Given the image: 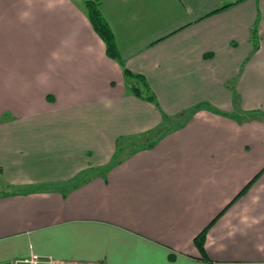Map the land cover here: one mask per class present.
I'll return each mask as SVG.
<instances>
[{
	"label": "crops",
	"instance_id": "0c3cea01",
	"mask_svg": "<svg viewBox=\"0 0 264 264\" xmlns=\"http://www.w3.org/2000/svg\"><path fill=\"white\" fill-rule=\"evenodd\" d=\"M0 176V264H264V0H0Z\"/></svg>",
	"mask_w": 264,
	"mask_h": 264
},
{
	"label": "trees",
	"instance_id": "16d2710c",
	"mask_svg": "<svg viewBox=\"0 0 264 264\" xmlns=\"http://www.w3.org/2000/svg\"><path fill=\"white\" fill-rule=\"evenodd\" d=\"M235 3H231L226 6H223L221 9H218L216 12L228 8L234 5ZM84 9L93 30L101 38V40L105 45L106 55L121 66L124 82L126 84L128 91L138 99L156 104L155 96L152 93L145 78L141 75L130 72L124 67V63L119 55V52L115 44L114 36L109 26L107 25L106 21L103 19L102 15L100 14L97 3L87 1L84 3ZM251 39L253 43V48L257 49L256 30L251 33ZM184 117L185 115L184 113H182L180 115H177L174 119L176 120V122H180L184 119ZM246 189L247 188L243 189L241 194H244ZM207 229L208 227L205 228L201 233H199L198 236L194 239V244L200 253L203 252L205 232ZM202 258L204 259L205 257Z\"/></svg>",
	"mask_w": 264,
	"mask_h": 264
},
{
	"label": "built area",
	"instance_id": "2783aa9c",
	"mask_svg": "<svg viewBox=\"0 0 264 264\" xmlns=\"http://www.w3.org/2000/svg\"><path fill=\"white\" fill-rule=\"evenodd\" d=\"M17 263L23 264H66L63 261L54 259L49 256H40L38 254L30 253L25 259L22 261H17Z\"/></svg>",
	"mask_w": 264,
	"mask_h": 264
},
{
	"label": "rangeland",
	"instance_id": "374dc122",
	"mask_svg": "<svg viewBox=\"0 0 264 264\" xmlns=\"http://www.w3.org/2000/svg\"><path fill=\"white\" fill-rule=\"evenodd\" d=\"M237 101V100H236ZM235 101V102H236ZM119 143H120V141H119ZM118 143V144H119ZM122 143V142H121ZM22 160V159H21ZM23 166H25V164L23 163V161H21L20 162V165L18 166V169H20V168H22L23 169ZM8 170L9 171H11L12 170V167H10V169L8 168ZM13 170H15V168L13 169ZM8 174V173H7ZM3 185H4V187H3ZM7 186L5 185V183H4V180H3V177L2 176H0V190H5V188H6ZM10 186H8L7 188H9ZM13 188H15V187H13ZM20 191H25V189L24 188H21V189H19Z\"/></svg>",
	"mask_w": 264,
	"mask_h": 264
}]
</instances>
